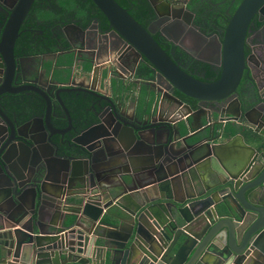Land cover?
Masks as SVG:
<instances>
[{
    "label": "water",
    "instance_id": "95a60500",
    "mask_svg": "<svg viewBox=\"0 0 264 264\" xmlns=\"http://www.w3.org/2000/svg\"><path fill=\"white\" fill-rule=\"evenodd\" d=\"M89 1L108 29L71 26L82 45L92 34L93 46L67 55L109 90L59 91L98 97L90 118L60 141L72 130L71 117L64 108L67 127L53 125L49 91L34 80L22 88L46 100L45 116L33 125H1L10 121L0 111V264H264V0H242L231 11L232 4L220 30L206 21L213 35L200 38L217 42L212 56L220 64L212 81L181 68L153 38L177 44L173 27L199 29L188 1L147 0L157 21L146 29L114 0ZM33 2L19 0L0 32V92L15 77L14 46ZM116 41L129 51L124 64ZM103 51L108 59L96 62ZM132 59L129 76L155 88L153 106L172 103L188 112V122L169 126L149 112L144 124L117 111L112 90L125 94L133 83L115 78Z\"/></svg>",
    "mask_w": 264,
    "mask_h": 264
},
{
    "label": "flooded vegetation",
    "instance_id": "af4514ba",
    "mask_svg": "<svg viewBox=\"0 0 264 264\" xmlns=\"http://www.w3.org/2000/svg\"><path fill=\"white\" fill-rule=\"evenodd\" d=\"M18 1L19 0H0V32L9 15L8 12H11L15 8ZM166 1L171 5L183 4L188 1L187 8L199 16L200 20L196 18L195 24L200 30H195L192 27L183 25L178 28L173 27L172 31L176 30L177 32V37H175L178 39L177 44L169 43L167 39L155 33L154 37H158L159 39L157 42L163 46V50H165L181 68L185 69L190 74L197 78L204 76L206 81L217 80L220 76V64L217 59L212 56V53H218L217 42L205 41V38L202 39L200 37H202L201 34L210 36L213 33L212 30H210V26L206 23L208 20L216 24L218 30H220L225 23L224 12L226 11V6L233 4L232 11L238 5L237 0H229V3L226 2V6L223 8L219 6L221 3H218V1L225 2V0ZM146 2L148 3L147 0ZM57 3L58 0H34L19 30L18 39L14 46V56L17 67L16 74L12 79V85H6L4 87L6 90L0 92V111L10 121L6 123L3 121L1 125H33L32 123L29 124V121L39 118L40 116H45L47 113L46 100L33 89L22 88L24 85H30L34 80L45 92L49 91V98L51 101L50 116L53 125H56L59 129L66 128L67 118L65 109L68 111L72 121V130L66 133L63 138L57 137L60 141H65L68 136L73 133V129H77V125H81V121L87 118L86 115L84 116V112L80 110V104L79 106L75 105L77 102L80 103V96H91L92 101L89 106L90 112H94L100 100L95 95L84 90L59 91L60 88H84L93 86V89L99 91L98 93L101 95H106L109 89L107 87H102L99 83H95V77L91 81V84L72 82L61 83L62 81H58L54 78L53 71L63 67L55 65V60L53 61V59L69 57L70 54L67 55V53H74V55L78 57L79 53H83V50L90 51L92 48V34H88L90 41H86L82 45V40L79 38L78 34H75V31L71 29V26L78 27L86 33H91V31L95 29L99 32H106L108 26L99 11H96L92 5L87 4L86 0L75 1L66 11L58 7ZM46 11L49 13L47 14ZM41 15H46L47 18L41 19ZM156 21L157 19L153 16L147 23L146 28ZM256 28L257 25L254 20L249 27L246 54H248V49L253 42V32ZM217 34L221 35V33ZM116 46L118 51L122 52V58L129 54L128 49L122 42L116 41ZM100 55H106V51L100 52ZM125 60L126 58H124L121 63L124 64ZM134 60L136 61L137 59H132V62L127 67L129 71L135 69L136 62H134ZM50 62H52L53 65L51 67ZM89 72H92V68H90L88 73ZM47 75L52 76L51 81L44 80V78H47ZM247 76L248 73L245 72L243 81L246 80ZM111 82L114 81L110 77L109 84ZM18 87L20 91H15ZM103 90H106V92H103ZM177 96L180 97L179 95ZM179 99L185 102V104L190 105L192 109L197 108V103L195 101L186 97H180ZM67 104H70V110ZM102 104L105 105L106 102H102ZM202 105L205 109H208L207 104ZM177 121L180 122V118H178L176 122ZM34 125L39 124L34 122Z\"/></svg>",
    "mask_w": 264,
    "mask_h": 264
},
{
    "label": "crops",
    "instance_id": "0c3cea01",
    "mask_svg": "<svg viewBox=\"0 0 264 264\" xmlns=\"http://www.w3.org/2000/svg\"><path fill=\"white\" fill-rule=\"evenodd\" d=\"M218 1V0H216ZM226 2L229 3V0H225V2L218 1L219 6L221 8L225 7ZM232 4L229 6H226L225 10H228ZM109 60L114 61L115 60V52H110L109 54ZM106 58L105 56H100L96 62L102 63L105 61ZM55 60L54 63L60 62L61 64L67 65V62L69 61V67L65 68V70H60V69H55L53 71V74L63 78L61 83H84V84H91V81L94 78V73L89 72L88 75L82 74L80 72V66L78 65V60L73 61L72 56L66 57V58H54L53 61ZM57 65V64H56ZM53 66V65H52ZM59 66V65H58ZM87 66V65H86ZM90 71V67L86 69V72ZM122 77L115 78L117 79V82H120L123 85H127L128 83L134 81V78L130 75V71L125 68V72H122ZM132 73V72H131ZM51 75V73H50ZM50 75H47V78H44V80H49L51 81ZM129 76V77H128ZM117 82H112V84H116ZM95 83H99V78L95 76ZM98 85V84H97ZM131 84L127 85L130 86ZM105 89V88H104ZM103 92H106V90H103ZM125 94H121L119 92H116L112 90L110 98L114 100V102L117 104V111L120 110L121 108V115L123 117L130 119L132 122L137 119L141 121L142 123H147L149 121V112H152L151 117L153 120H158V119H163L164 121H168V125L172 126L176 121L170 120L169 117H174L178 118L180 117V122H188V112L185 110H182L181 108H176L175 105H172V103L165 102L163 105V108H157V106H153L155 104V98L157 96L156 90L154 87H151L149 84H145L144 81L143 83L140 82V85H135L134 83L132 84V87L126 91H124ZM149 98V103L147 104L146 101ZM157 102V98H156ZM93 114V112H92ZM86 115V119L90 118V112L87 114L84 113V116ZM203 117V116H202ZM207 117L205 116L203 118V121L206 120ZM85 120V119H83ZM252 122H254V118L251 119ZM62 128V127H61ZM247 143V142H246ZM249 144V143H247ZM224 174L227 175V172L223 170ZM178 194L171 193L170 196L176 197Z\"/></svg>",
    "mask_w": 264,
    "mask_h": 264
},
{
    "label": "trees",
    "instance_id": "16d2710c",
    "mask_svg": "<svg viewBox=\"0 0 264 264\" xmlns=\"http://www.w3.org/2000/svg\"><path fill=\"white\" fill-rule=\"evenodd\" d=\"M75 1H78V0H58L57 4H58V7L62 8L64 11H66L70 8V6L73 5V3H75ZM86 1H87V4H90L94 7V5L89 0H86ZM114 1L117 3V5L119 7H121L125 11H127L128 15L135 22H137L142 28L146 29L147 23L153 18V12H152L151 8L149 7L148 3L146 2V0H114ZM241 1L242 0H237V4H239ZM96 11H98V10L96 9ZM46 13L48 14L49 12L46 11ZM46 18H47L46 15H41V19H46ZM154 39L156 41H159L158 37H154ZM159 45L163 49V46L161 44H159ZM56 64L59 66L63 65L60 62L55 63V65ZM68 65H69V61L67 62V65H65V66H68ZM51 66H52V62H50V67ZM57 69L61 70L63 68H57ZM144 72H145V69L141 68V69H139L138 74L141 76L144 75V77L147 78L148 75H145ZM139 75H137V77H139ZM54 78L58 81H62V79H63V78H60L56 75H54ZM82 95H85V94H82ZM79 99H80V103L77 102V104H75V105L79 106V104H80V110H82V112H84V113L87 112V114H88L90 112L89 106H90V103L92 101L91 96H86V97L80 96ZM69 105L67 104L68 109L70 110ZM78 112H80V111H78ZM90 115H92V111L90 112Z\"/></svg>",
    "mask_w": 264,
    "mask_h": 264
},
{
    "label": "built area",
    "instance_id": "2783aa9c",
    "mask_svg": "<svg viewBox=\"0 0 264 264\" xmlns=\"http://www.w3.org/2000/svg\"><path fill=\"white\" fill-rule=\"evenodd\" d=\"M179 118V117H178ZM178 118H174V117H169L170 120L176 121ZM161 230H158V232H160Z\"/></svg>",
    "mask_w": 264,
    "mask_h": 264
},
{
    "label": "bare ground",
    "instance_id": "6f19581e",
    "mask_svg": "<svg viewBox=\"0 0 264 264\" xmlns=\"http://www.w3.org/2000/svg\"><path fill=\"white\" fill-rule=\"evenodd\" d=\"M62 67H63V69H65V68H68L69 66H65V65H64V66H62Z\"/></svg>",
    "mask_w": 264,
    "mask_h": 264
}]
</instances>
